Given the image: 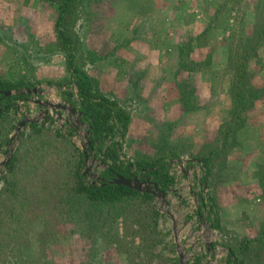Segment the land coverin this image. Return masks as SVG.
I'll return each instance as SVG.
<instances>
[{"label":"rangeland","instance_id":"rangeland-1","mask_svg":"<svg viewBox=\"0 0 264 264\" xmlns=\"http://www.w3.org/2000/svg\"><path fill=\"white\" fill-rule=\"evenodd\" d=\"M55 18V8L40 0H0V77L9 78L17 74V70L22 71L21 67L32 66L34 72L29 68L24 73L19 72L28 80L39 82L32 95L36 112L51 111L52 117L48 118L52 123L46 124L47 129L67 134L71 127H78L70 140L84 150L85 127L77 124V115L49 108L50 105L70 108L47 85V82L60 80L57 79L60 66L66 75L64 53L50 46L54 41ZM261 25H264V0H100L86 9L76 24L83 51H91L90 57L94 56L85 67L111 57L110 48L119 43L118 51L122 48L121 51L127 53L125 47L131 43L130 39L136 38L135 49L130 48L129 54L137 62L147 64L144 44H153L157 52L154 66H159V71L163 72L159 75L164 94H158L163 99L158 108L162 114L159 113V119L154 116L136 119L122 153L126 160H132L138 150L142 155L153 156L164 144L176 146L177 152L183 154L170 162L175 185L164 202L155 200L159 214L157 237L148 257L145 252L139 253L137 246L127 245L130 238L123 243L126 253H119L115 245L106 244L98 231L93 237L81 236L76 223L62 222L56 212L52 216L47 211L44 216L55 234L40 242L37 241V225L42 221L28 224L23 220L19 228L3 227L0 242L6 245L5 256L12 248L18 255L11 261L0 254V264H194L196 259H200V264H224L228 253L226 244L234 245L238 238H255L264 225V191L260 188V182H264V95L254 102L252 109L241 114L244 122L239 145L228 154V167L222 168V162L218 163L203 187V195L217 200L223 232L212 228V217L207 218V209L199 210L198 198L203 195L198 180L202 170L192 155L206 144L214 146L220 127L231 118L229 90L235 72L233 66L244 56H250L246 62L249 77L245 94H249V87L263 90L264 31L261 37H253L256 35H253L254 27L258 29ZM179 46L185 49L181 55L183 60L204 63L202 67L193 72L180 70ZM118 59L121 60L115 56V60ZM14 62L20 68L15 66L14 71H10L8 66ZM181 82L193 87L197 110L181 114L176 104L165 102L171 95L179 97L177 84ZM180 109L182 111L181 106ZM16 120H23L19 112ZM17 127L0 152L4 158L0 163V190L7 176L4 166L14 155L19 136L29 131L22 128L18 139L12 141ZM101 169L103 166L95 161L85 164L90 178L97 177ZM28 183L30 187L31 182ZM28 183L24 185L27 190ZM26 195L27 191L19 197L17 206L37 208L32 196ZM118 226L121 229L120 222ZM250 257V261L264 263V249H257Z\"/></svg>","mask_w":264,"mask_h":264},{"label":"trees","instance_id":"trees-1","mask_svg":"<svg viewBox=\"0 0 264 264\" xmlns=\"http://www.w3.org/2000/svg\"><path fill=\"white\" fill-rule=\"evenodd\" d=\"M40 1L55 8L54 41L50 46L54 51L65 55L66 75L60 80L47 82V85L65 105L76 111L80 125L85 127V141L90 146L85 143V150H82L70 140V136L79 130L78 127H71L67 134L47 129L46 124L52 123L48 116L40 124H27L25 127H28V133L19 136L17 149L4 166L7 176L3 178L4 184L0 190V231L3 227L19 228L23 220L28 224H35L39 220L42 221L37 225V241L40 242L55 234L44 212L49 211L52 216L56 212L60 221L76 223V230L81 236L93 237L98 231L100 237L107 241L106 244L115 245L119 253H126L122 249L123 243L130 238L127 245L131 248L137 246L138 252H145L148 257L157 237L159 214L155 207L156 198L115 184V181L118 177L125 180L138 177L142 182L157 185L167 196L175 185V178L170 173V162L183 152L178 153L176 146L164 144L153 156H145L136 151L132 161L123 157L130 115L119 102L102 92L97 81L84 71L85 63L94 56L90 57L91 51H83L82 41L76 30V24L82 19L85 10L100 0ZM255 28L253 35H256L253 37H261L264 25ZM177 51L178 66L182 71L193 72L204 64L183 60L181 55L185 49L182 46ZM249 57L244 56L233 66L235 72L229 90L231 118L220 127L219 138L214 146L206 144L192 155L202 170V177L198 180L202 195L203 187L214 174L215 166L222 162V168H227L228 154L239 145L244 122L241 114L252 109L254 102L264 95V88L259 91L252 87L247 90L249 94H245L246 80L249 77L246 62ZM36 84L39 82L28 80L20 72L11 74L9 78L0 77V152L8 145L9 134L20 123V120H16L19 102L24 105L30 102L31 96L35 94ZM188 84H177L179 104L184 113L195 111L199 107L193 87ZM86 157L88 161H95L103 166L97 177L90 178L85 172ZM46 163L48 164L45 166ZM27 180L31 182L30 187ZM25 182L28 183L29 191L24 187ZM261 184L260 188L264 191V182H260ZM26 191V196H32L37 208L29 209L21 204L17 206V200ZM48 198L49 201L46 200ZM198 200L199 210L207 209V218L212 217V228L223 232L217 213V200L205 195L199 196ZM238 239L234 245L226 244L228 253L224 264H262L263 262L250 261V256L257 249H264V225L255 238ZM6 249V245L0 242V254L5 256ZM17 255L16 249L12 248L5 258L13 261ZM194 264H200V259H196Z\"/></svg>","mask_w":264,"mask_h":264},{"label":"crops","instance_id":"crops-1","mask_svg":"<svg viewBox=\"0 0 264 264\" xmlns=\"http://www.w3.org/2000/svg\"><path fill=\"white\" fill-rule=\"evenodd\" d=\"M135 40L130 39L131 43L128 45V47H125L127 49V53H125L123 50L121 51L122 48H120L118 51V48L121 47V43H119L118 46H112L110 48L112 52L111 57H109L108 59H102L98 61V63H93L91 64V66H86L84 68L86 74L97 81L99 89L109 97H111V99L119 102V104H121L129 113V132L123 146L129 143L131 132L133 130V126L135 125L136 119L142 118L143 116L147 118L154 116L155 118L159 119V113L162 114V111L158 108L160 104H163V99L161 98V96H163L164 94L162 92L163 81L161 75H159L163 72L159 71V66H154L156 65L154 58L157 55V52L154 50L153 44H144V46L147 47L146 53L148 57L145 60L147 64H142L141 61L137 62L138 60L133 59L129 54L130 48L135 49V42H133ZM143 42L146 43V40H144ZM109 44L111 45V43ZM115 56L120 57L122 61L119 59L115 60ZM150 57L151 59H149ZM142 58H144V56H142ZM149 63L151 64V66L149 65ZM120 64H126V66H119ZM15 66L16 68H20V66H18V64L14 62L13 65L8 66L9 70H13ZM62 67L63 66L59 67L60 73L58 74L57 79H61L64 76V69ZM28 68L34 72V68L32 66L21 67L20 69H22L23 72L21 70H17V72L21 71V73H24ZM48 72L51 73L52 70L50 69L48 70ZM53 72L54 74H56L57 70L54 69ZM8 73L10 74L12 72L8 71ZM166 74L169 75V71H167ZM40 77L41 75L37 78L40 79ZM159 92H162L161 96L158 95ZM172 96L173 95H171L170 98H168L165 102L171 103L172 105L176 104L179 107L181 114H183V111H181L180 109L179 97L173 98ZM164 115L166 118H169L167 117L168 114L166 112H164ZM170 117H173L172 114ZM155 122L158 125V121L155 120ZM127 146L128 148H130L129 145Z\"/></svg>","mask_w":264,"mask_h":264},{"label":"water","instance_id":"water-1","mask_svg":"<svg viewBox=\"0 0 264 264\" xmlns=\"http://www.w3.org/2000/svg\"><path fill=\"white\" fill-rule=\"evenodd\" d=\"M38 104H40V103H38ZM49 108H52V109H55V110H61V111L68 110L70 114H72V115L76 114V111L73 108H71V107L67 108V106H61V105L52 106V105H50ZM31 123H34V121L22 120L18 124L16 132L13 135L12 141L15 140V139H18L19 132H21V129L24 128L27 124H31ZM77 124L80 125V123L78 121V118H77ZM80 126H82V125H80ZM87 145L90 146L89 143H87ZM84 150H85V146H84ZM85 155H86V153H85ZM87 161H88V159L86 157V162ZM115 184L124 185L126 187H129V188H131L133 190H136L138 192H141V193H148V194L154 196L156 199L161 200L163 202L165 201V198H166V195L163 194L158 189L157 185L149 183V182H142V181L139 180L138 177H135L132 180H125V179H123L121 177H118L117 180L115 181Z\"/></svg>","mask_w":264,"mask_h":264},{"label":"built area","instance_id":"built-area-1","mask_svg":"<svg viewBox=\"0 0 264 264\" xmlns=\"http://www.w3.org/2000/svg\"><path fill=\"white\" fill-rule=\"evenodd\" d=\"M50 90H51V92L53 91L52 89H50ZM29 103H31V104H29ZM29 103H26V105H24L23 102H19V106H20L19 116H21V118H23V120L34 121V122L40 124L43 122V120L45 119L46 116L52 117V115L50 114L51 111H49V112H36V109L33 105L35 103L34 96H31ZM27 106H28V108H26ZM23 129L25 132L28 131V127L23 128ZM2 159H4V158L0 153V163L3 161Z\"/></svg>","mask_w":264,"mask_h":264}]
</instances>
